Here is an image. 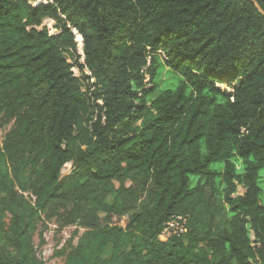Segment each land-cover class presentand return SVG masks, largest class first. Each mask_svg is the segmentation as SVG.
<instances>
[{
	"label": "trees",
	"instance_id": "trees-1",
	"mask_svg": "<svg viewBox=\"0 0 264 264\" xmlns=\"http://www.w3.org/2000/svg\"><path fill=\"white\" fill-rule=\"evenodd\" d=\"M0 115V264L41 219L83 228L63 264H264V0H0Z\"/></svg>",
	"mask_w": 264,
	"mask_h": 264
},
{
	"label": "rangeland",
	"instance_id": "rangeland-1",
	"mask_svg": "<svg viewBox=\"0 0 264 264\" xmlns=\"http://www.w3.org/2000/svg\"><path fill=\"white\" fill-rule=\"evenodd\" d=\"M41 26L47 27L50 32H56L55 21L49 18L43 19ZM76 40V48L74 51L67 53V60L73 65L72 72L75 76L82 77V73L78 64L83 63L84 53H83V40L82 36L73 30ZM79 36V38H78ZM164 58L163 54H159V59ZM149 61V60H148ZM78 63V64H77ZM174 73L169 72V68L165 66L158 76L157 82L159 87H164L173 82ZM220 87L224 85L219 84ZM12 122L4 123L3 118L0 115V145L3 143L5 134L10 130ZM66 167L62 168V173L67 174L71 170V163L65 164ZM263 175V170H261ZM263 183V182H262ZM129 185V183H126ZM244 188L242 185L237 186V194H243ZM114 199V194L107 196L106 201L111 203ZM104 214L101 213V216ZM9 214L7 212L0 211V248L12 251L7 240V232L9 228ZM113 224L120 225L122 227L126 224V215L113 216L111 218ZM83 232V228L77 225H69L63 228L56 227V224L52 220L39 221L37 229L32 233V244L38 259H40L43 264H63L65 259V253H67L72 247H74L77 242L79 235ZM174 234H162L158 235V238L162 241L167 240ZM253 237V235L251 234ZM110 245L104 252L103 256H108L110 254Z\"/></svg>",
	"mask_w": 264,
	"mask_h": 264
},
{
	"label": "built area",
	"instance_id": "built-area-1",
	"mask_svg": "<svg viewBox=\"0 0 264 264\" xmlns=\"http://www.w3.org/2000/svg\"><path fill=\"white\" fill-rule=\"evenodd\" d=\"M187 217L183 215L172 216L163 226L162 234H177L185 229ZM161 233L159 235H161Z\"/></svg>",
	"mask_w": 264,
	"mask_h": 264
},
{
	"label": "water",
	"instance_id": "water-1",
	"mask_svg": "<svg viewBox=\"0 0 264 264\" xmlns=\"http://www.w3.org/2000/svg\"><path fill=\"white\" fill-rule=\"evenodd\" d=\"M256 6L258 7V9L261 11L259 5L256 3ZM63 167H66V165H64Z\"/></svg>",
	"mask_w": 264,
	"mask_h": 264
}]
</instances>
